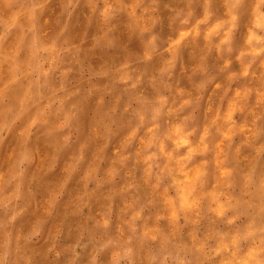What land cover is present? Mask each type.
<instances>
[{"label":"clouds","instance_id":"obj_1","mask_svg":"<svg viewBox=\"0 0 264 264\" xmlns=\"http://www.w3.org/2000/svg\"><path fill=\"white\" fill-rule=\"evenodd\" d=\"M0 264H264V0H0Z\"/></svg>","mask_w":264,"mask_h":264}]
</instances>
